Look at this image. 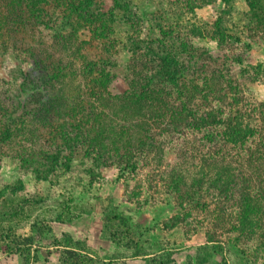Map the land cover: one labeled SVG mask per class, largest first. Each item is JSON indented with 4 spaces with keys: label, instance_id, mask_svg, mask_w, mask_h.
I'll use <instances>...</instances> for the list:
<instances>
[{
    "label": "rangeland",
    "instance_id": "rangeland-1",
    "mask_svg": "<svg viewBox=\"0 0 264 264\" xmlns=\"http://www.w3.org/2000/svg\"><path fill=\"white\" fill-rule=\"evenodd\" d=\"M127 1L130 10L124 19L128 23L115 10L113 33L103 40L105 48L112 46L115 50L109 55L93 38L92 26L80 27L74 33L64 30L67 40L63 42L53 30L29 18L25 3L11 15L13 28L9 29L1 21L8 1L0 0V106L11 110L16 101L14 81L19 77L18 68L29 65V54L24 51L27 48L32 47L35 55L61 56L63 72L78 82L84 81L80 72L83 56L89 60L110 58L119 63L115 73L119 78L123 63L128 62V48L135 44L134 47L147 45L156 49L158 43H151L157 39L163 40L164 50L169 45L176 52L182 41L190 42L198 52L193 57L191 53L187 55L184 63L197 66L201 63L200 52L216 47L208 34L218 16L225 31L240 39L228 40L223 52L228 56L241 53L245 63L258 65L262 71L257 73L263 72L256 82L243 79L245 75L237 79L246 95L264 101V35L251 21L245 0ZM96 2L107 6L112 0ZM193 29L208 34L195 37L190 33ZM160 31L165 33L164 38ZM213 66L220 67L219 62ZM82 83L81 89L77 91L76 86L73 90L70 102L77 92L86 90ZM2 112L0 108V264H24L22 257L9 248L32 234L39 251L29 264H217L223 258L228 264H264V191L259 197L263 205L259 207L262 230L240 235L234 229L237 225L229 222L236 212L231 202L216 209L205 184L195 192L199 199L185 198L181 205L173 202L171 194L164 196L163 185L172 179L170 168L179 162L174 153L165 152L160 166L156 158L147 161L148 167L142 168L140 162V169L132 174L114 164H95L91 155L80 151L84 147L79 142L73 143L74 149L69 148L65 138L55 137L49 126L39 122L25 119L11 126L10 137L2 138L8 120ZM199 153L195 151L182 163L180 160L186 169L188 188L200 170L196 162ZM56 240L60 245H53ZM217 244L222 245V251ZM71 247H84L88 252L73 263L63 254Z\"/></svg>",
    "mask_w": 264,
    "mask_h": 264
},
{
    "label": "trees",
    "instance_id": "trees-1",
    "mask_svg": "<svg viewBox=\"0 0 264 264\" xmlns=\"http://www.w3.org/2000/svg\"><path fill=\"white\" fill-rule=\"evenodd\" d=\"M7 1L8 10L2 12L1 21L9 29L13 28L11 15L25 3L29 18L53 30L63 42L67 40L64 30L71 29L74 33L80 27L92 26L93 38L102 43L101 48L109 55L115 50L112 46L105 48L103 40L113 33L116 23L113 12L121 13L123 21L128 23L124 17L130 10L127 0H112L107 6L96 0ZM245 2L251 21L264 35V0ZM225 29L218 16L209 34L190 30L195 37L208 34L216 43L215 49L200 52L201 63L197 66L184 63L187 55L191 53L193 57L198 52L190 42L182 41L176 52L169 45L164 50L163 40L160 43L157 39L151 43H158L156 49L147 45L134 47L135 44L128 48V62L123 63L119 78L115 74L119 63L110 58L89 60L83 56L80 72L84 81L81 82L66 76L61 56L35 55L32 47L27 48L24 51L29 54V65L18 68L19 77L14 81L16 101L11 110L0 106L5 113L2 116L8 115L2 138L10 137L11 126L16 127L25 119L39 122L49 126L55 137L65 138L69 148L79 142L84 147L80 151L91 155L95 164H114L132 174L140 169L138 163L141 162L142 168L148 167L147 161L156 158L160 166L165 152H172L179 162L170 168L168 175L172 179L170 184L163 185L164 196L171 194L173 202L181 205L185 198L199 199L195 192L205 184L214 207L231 202L236 212L229 222L237 225L234 229L240 235H251L261 228L264 218L259 208L263 206L259 197L264 191V101L246 95L237 78L245 75L243 79L256 82L263 72L257 73L262 71L260 66L245 63L243 54L228 56L223 52L228 40L240 41ZM159 35L164 38L165 33L160 31ZM216 62L220 67L213 66ZM81 83L86 90L82 94L77 92L70 102L73 90L76 86L77 91L81 89ZM195 151L200 152L196 158L200 170L188 188L186 169L180 164ZM219 213L215 214L219 216ZM35 241L33 234L23 237L9 248L10 252L29 264L39 251ZM58 243L53 241L54 246ZM217 248L223 250L221 244ZM85 252L88 250L84 247H71L64 249L63 254L75 263ZM217 264L228 263L223 258Z\"/></svg>",
    "mask_w": 264,
    "mask_h": 264
}]
</instances>
